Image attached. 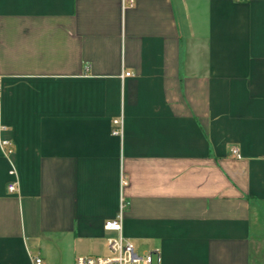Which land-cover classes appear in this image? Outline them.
I'll return each instance as SVG.
<instances>
[{"label":"crops","instance_id":"0c3cea01","mask_svg":"<svg viewBox=\"0 0 264 264\" xmlns=\"http://www.w3.org/2000/svg\"><path fill=\"white\" fill-rule=\"evenodd\" d=\"M129 1L0 0V264H264V0Z\"/></svg>","mask_w":264,"mask_h":264},{"label":"built area","instance_id":"2783aa9c","mask_svg":"<svg viewBox=\"0 0 264 264\" xmlns=\"http://www.w3.org/2000/svg\"><path fill=\"white\" fill-rule=\"evenodd\" d=\"M130 5L133 1L130 0ZM131 73H125L123 77L130 76ZM115 128L113 134L121 136L123 134V119L114 121ZM233 153H237L238 149H232ZM12 150H6V156H9ZM12 174H16L13 166ZM17 182L9 185L10 191L16 190ZM126 179L122 178V185H126ZM128 203L122 199L119 215L105 223L104 228L116 235L107 237V246L110 252L108 256H81L75 259L71 264H161L162 256L159 249L152 251L138 252L135 245L123 235V211ZM32 264H49L40 254L29 253Z\"/></svg>","mask_w":264,"mask_h":264},{"label":"rangeland","instance_id":"374dc122","mask_svg":"<svg viewBox=\"0 0 264 264\" xmlns=\"http://www.w3.org/2000/svg\"><path fill=\"white\" fill-rule=\"evenodd\" d=\"M139 253L141 252L140 249L137 250ZM88 255L92 256H108L110 255L109 249L107 246L100 245L95 251L88 253ZM53 264V263H50Z\"/></svg>","mask_w":264,"mask_h":264}]
</instances>
